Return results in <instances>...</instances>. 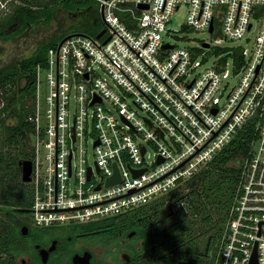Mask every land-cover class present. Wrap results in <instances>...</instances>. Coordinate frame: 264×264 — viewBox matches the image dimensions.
<instances>
[{"label": "built area", "instance_id": "built-area-1", "mask_svg": "<svg viewBox=\"0 0 264 264\" xmlns=\"http://www.w3.org/2000/svg\"><path fill=\"white\" fill-rule=\"evenodd\" d=\"M95 1L102 36L73 32L36 68L34 223L88 222L153 201L255 118L218 264H264V0ZM23 3L0 0V15ZM183 6V30H210L213 42L192 44L170 26ZM115 162L121 180L107 184Z\"/></svg>", "mask_w": 264, "mask_h": 264}, {"label": "trees", "instance_id": "trees-1", "mask_svg": "<svg viewBox=\"0 0 264 264\" xmlns=\"http://www.w3.org/2000/svg\"><path fill=\"white\" fill-rule=\"evenodd\" d=\"M59 9L85 13L79 22L70 26L73 32L82 31L96 35L101 30L99 19L95 16L99 11L95 0H25V3L16 5L12 11L0 17V39L8 40L24 34L31 24L51 22ZM67 34L68 32L59 33L40 42L32 54L0 69V125L4 129V138L0 145V198L4 206L0 211L3 210L7 216L15 210L29 211L33 204V184L22 179L21 161L33 158V147L27 144V139L34 129L29 117L34 111L35 101L34 104L26 105L24 100L28 96L35 98L37 65L47 63L49 48L59 43ZM9 115L16 118L15 124L7 123L6 117ZM258 134V120L251 118L212 160L184 181L187 187H190L188 192L181 189L182 182L174 190L149 203L116 216L80 224L127 225L128 221L145 215L146 226L176 228L175 231L165 233L170 237L165 241L176 246L177 256L171 259L177 264H185L188 235L193 236L192 258L198 257L201 261L202 256L196 253L199 242L195 236L198 231L194 228L200 226L205 229L215 226L217 230L212 235L215 242L219 240L239 192L245 160L250 156ZM185 197L186 202L180 207L177 218L175 216L171 218L170 215L156 216V212H164L166 206H171L174 201L179 202ZM2 221L3 217L0 215V228L3 227ZM53 227L45 226L47 229ZM218 246L215 247L216 253L213 257L205 259V263L198 264H218Z\"/></svg>", "mask_w": 264, "mask_h": 264}, {"label": "flooded vegetation", "instance_id": "flooded-vegetation-1", "mask_svg": "<svg viewBox=\"0 0 264 264\" xmlns=\"http://www.w3.org/2000/svg\"><path fill=\"white\" fill-rule=\"evenodd\" d=\"M75 13L80 18L85 16ZM30 214L23 209L10 216L4 213L0 264H177L171 259L177 256L176 246L165 241L170 238L165 233L176 228L146 226L145 215L127 225L83 226V222H72L47 229L36 225ZM187 240L185 264L205 263L210 255L208 246L196 250L202 256L200 261L192 258L193 236L188 235ZM44 249L48 251L46 260Z\"/></svg>", "mask_w": 264, "mask_h": 264}, {"label": "rangeland", "instance_id": "rangeland-1", "mask_svg": "<svg viewBox=\"0 0 264 264\" xmlns=\"http://www.w3.org/2000/svg\"><path fill=\"white\" fill-rule=\"evenodd\" d=\"M75 12L77 11L72 10L71 12L65 9H59L57 10L55 17L51 22L46 23L44 21L43 22L41 21L35 24H31L27 28L24 34L17 35L14 38H11L8 40L0 39V69L12 64L13 62L27 55L32 54L37 44H39L40 42L44 40L51 38L54 35H57L59 33L61 34L63 32H68V34L73 33L70 26L76 24L81 19L79 16H77L78 13H75ZM84 12L86 11L84 10ZM3 15L5 14H1L0 17H2ZM95 16L98 17L100 28L102 29L104 27V21L102 19L101 12L97 11L95 13ZM185 19H186V7L183 6L177 12L174 13L172 20L169 22V24L178 33L187 34L188 32L189 36L191 37L190 43L192 44H196L202 40H207L211 42L214 41L216 33L210 30L190 28V29H187V31H184L182 25ZM34 99L35 98H33L32 96H28L24 100L25 104L26 105L34 104V101H35ZM6 121L8 124L12 125V124H15L16 118L14 116L9 115L6 117ZM3 132H4L3 126L0 125V145H2L1 142H2V139L4 138ZM27 144L30 147L31 146L33 147L32 133L29 135L27 139ZM21 177H22V173H21ZM181 189L184 190L185 192H188L190 190V187H187L186 182H183L181 184ZM0 197H1V188H0ZM149 202H146V203H149ZM185 202H186V197L180 200L179 202L174 201L171 206L168 205L164 208V212L162 211L156 212V216L159 215L161 217H166L167 215L168 216L170 215L171 218L174 216L177 218L178 211L180 207L184 206ZM146 203H143V204H146ZM143 204H140V205H143ZM3 206L4 205L1 203V198H0V208ZM0 215H2L3 218L5 217L3 210L0 211ZM29 218L33 220L32 213L29 215ZM194 230L198 231L196 235L198 238V242H199V246L197 247V250H204L205 246H208L210 255L207 258H210L211 256L213 257V255H215L214 253H216L215 247L218 245L219 241L217 242L214 241V237L212 233L215 232V230H217V227L214 226V227H208V228L202 229V227L197 226V228H194Z\"/></svg>", "mask_w": 264, "mask_h": 264}, {"label": "water", "instance_id": "water-1", "mask_svg": "<svg viewBox=\"0 0 264 264\" xmlns=\"http://www.w3.org/2000/svg\"><path fill=\"white\" fill-rule=\"evenodd\" d=\"M212 28V27H211ZM105 32V28H103L101 31L98 32L97 36L100 37L102 36V34ZM73 33L67 34L61 41H64L68 36L72 35ZM110 37H108L105 41L109 40ZM145 149V147H143V150ZM21 167H22V179L24 181H31L32 180V171H33V160L30 158L27 159H23L21 161ZM114 167H115V173L113 175H111L108 178L107 184H112L115 183L117 181L121 180V174L120 171L118 169L117 163H114ZM145 170V168H141V169H134L136 174H140ZM100 187V185H99ZM25 210V209H23ZM31 210V208L29 209V211ZM27 225H24V228H26ZM47 255H48V251L46 249L43 250V256L44 259H47ZM255 261L257 259V253L255 251Z\"/></svg>", "mask_w": 264, "mask_h": 264}]
</instances>
